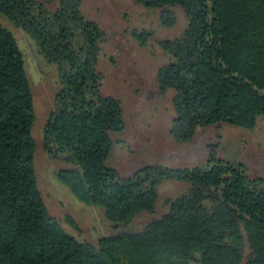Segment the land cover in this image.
Masks as SVG:
<instances>
[{"label":"trees","instance_id":"trees-1","mask_svg":"<svg viewBox=\"0 0 264 264\" xmlns=\"http://www.w3.org/2000/svg\"><path fill=\"white\" fill-rule=\"evenodd\" d=\"M157 9L168 57L155 73L172 90L169 133L189 142L197 128L223 123L252 129L264 114V0H132ZM80 0H0V13L21 28L57 67V90L43 127L47 154L70 164L57 179L80 201L104 209L115 227L154 212L164 180L188 184L165 213L140 231L124 229L96 243L80 241L51 215L34 171L33 95L22 53L0 24V264H264V177L241 162L209 155L204 165L143 164L131 174L114 164L113 140L126 126L116 96L100 92L96 68L105 33ZM145 46L151 32H131Z\"/></svg>","mask_w":264,"mask_h":264},{"label":"rangeland","instance_id":"rangeland-1","mask_svg":"<svg viewBox=\"0 0 264 264\" xmlns=\"http://www.w3.org/2000/svg\"><path fill=\"white\" fill-rule=\"evenodd\" d=\"M55 8L58 0H39ZM82 14L99 24L105 33L96 68L102 73L100 92L120 99L126 126L112 133L113 140H122L114 148V164L120 172L131 174L143 164H160L171 168L204 165L209 155L224 161L241 162L251 176L264 177V114L258 116L252 129L226 123L197 128L189 142H176L169 133L174 111L172 90L161 92L155 81L157 69L168 57L159 41L176 36L184 19L175 10L176 23L171 27L159 21L157 9L146 8L132 0H80ZM0 24L15 38L22 53L26 76L33 95L35 121L34 171L38 188L46 206L62 227L80 241L96 243L120 230L137 232L153 218L168 209L169 202L188 189V184L164 180L156 187L154 212L135 214L128 226L115 227L99 206L78 200L56 177L59 169L70 164L50 157L43 148V127L53 106L57 90V67L48 63L35 43L19 27L0 13ZM151 32L145 46H140L131 32Z\"/></svg>","mask_w":264,"mask_h":264}]
</instances>
